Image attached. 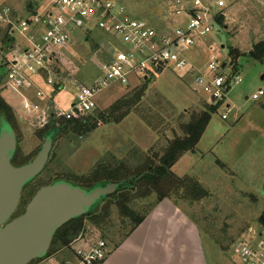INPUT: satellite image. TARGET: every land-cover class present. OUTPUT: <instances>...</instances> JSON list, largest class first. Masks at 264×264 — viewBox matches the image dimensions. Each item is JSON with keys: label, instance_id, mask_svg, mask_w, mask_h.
Returning <instances> with one entry per match:
<instances>
[{"label": "rangeland", "instance_id": "obj_1", "mask_svg": "<svg viewBox=\"0 0 264 264\" xmlns=\"http://www.w3.org/2000/svg\"><path fill=\"white\" fill-rule=\"evenodd\" d=\"M174 1L123 0V4L130 15L156 25L165 19L166 11L172 10ZM200 1L210 4L212 0ZM228 1L221 9L224 27L214 24L211 34L201 38L197 46L187 49V58L197 68L206 66L212 57L228 64L227 49L239 48L242 55L237 63L241 81L228 93L230 112L227 118H221L226 111V105H221L211 115L195 151L187 152V163L178 162L172 170L180 177L196 179L206 194L198 200L189 196L183 199L181 188L161 201L155 193L137 198L131 207L145 216V221L134 230L128 219L124 224L120 222L118 210L112 205L111 224L102 230L93 220L84 221L85 229L71 241L70 249L82 246L79 237L90 242L103 236L108 254L99 264H240L234 252L240 243L264 241L261 222L262 217L264 219V197L261 195L264 187V94L256 100L251 98L259 88L264 89V80H261L264 62L248 55L252 45L264 37V0ZM29 4L32 11H40L46 0H0V9L9 7L12 12L8 18L0 20V97L13 109L12 128L17 137L18 161L35 155L42 143L35 132L47 124L42 125L35 114L20 111V94L2 89L9 61L20 51L24 38L13 23L18 17H31L26 10ZM172 18L177 24L180 16ZM83 34L77 32L79 39L58 51L50 74L43 72L35 76V87L24 89L27 95L24 90L21 93L32 97L35 89H40L47 96L43 102L45 107L48 104L53 111L69 110L79 86L91 84L97 78L98 67L111 50L103 34ZM230 69L227 66L225 71L230 72ZM48 77L54 81L52 85L46 83ZM189 77L166 70L151 75L146 83L134 76V82L130 80L128 84H109L96 96V108L75 120L80 122L86 116H97L98 111L108 109L117 99L143 84L147 87L146 100H150L152 106L160 101L179 114L188 113L210 102ZM61 86L63 89H57ZM86 131L56 137L46 167L33 185L51 183L56 177L84 175L105 153L122 158L130 147L147 150L163 140L134 112L118 123H99L95 129ZM70 255V250L59 248L32 264L62 262Z\"/></svg>", "mask_w": 264, "mask_h": 264}, {"label": "built area", "instance_id": "obj_2", "mask_svg": "<svg viewBox=\"0 0 264 264\" xmlns=\"http://www.w3.org/2000/svg\"><path fill=\"white\" fill-rule=\"evenodd\" d=\"M227 3L228 0H212L210 4L200 0H175L172 10L165 12V19L154 25L127 13L123 0H46L42 10L29 12L30 18L14 20V27L24 38L20 51L9 61L2 89L20 94V111L35 114L44 125L53 114L76 119L91 113L96 108V96L109 84H128L134 76L144 80L156 72L170 70L188 73L194 86L207 95L210 103L226 105V111L221 114V118L226 119L230 112L228 93L241 81L239 72L225 71L229 65L215 57L210 58L205 67L197 68L188 60L187 49L211 34L215 16ZM11 13L9 7L0 9V20ZM174 15L187 20L176 24ZM77 32L103 34L111 50L100 63L97 78L91 84L79 86L69 110L53 111L50 105L44 106L47 96L42 90L35 89L34 95L27 97L24 89L35 87V76L43 72L50 74L58 51L69 44ZM46 83L52 85L54 81L48 77ZM263 94L264 89L259 88L251 98L256 100ZM78 240L82 244L79 249L71 247L70 256L49 264H99L107 256L108 245L103 236L90 242L84 237ZM234 252L240 264H264L263 240L240 243Z\"/></svg>", "mask_w": 264, "mask_h": 264}, {"label": "trees", "instance_id": "obj_3", "mask_svg": "<svg viewBox=\"0 0 264 264\" xmlns=\"http://www.w3.org/2000/svg\"><path fill=\"white\" fill-rule=\"evenodd\" d=\"M223 17L221 11L215 16V24L221 28L224 27V24H222ZM241 55L239 48L229 47L227 49L228 65L232 72L238 71L237 60ZM248 55L260 63L264 62V37L252 45L251 49L248 50ZM223 62L227 63V61ZM149 79H144V83ZM57 89H61V87ZM146 90V84L137 86L117 99L108 109L98 111L97 116H86L80 122L75 119L56 117L53 114L49 117L46 126L35 132V135L42 142L49 134L52 135V140L54 141L61 134L74 133L76 131L82 134L84 130L91 131L99 123H118L127 114L134 112L151 130L163 139L161 143L155 144L147 150L130 147L126 156L122 158L109 152L105 153L84 175L72 178L56 177L54 180L65 179L85 188L125 178H127V182L114 196L102 199L88 214L72 219L60 227L53 237L47 255L59 248H65L69 251L71 241L82 229L84 231L83 223L86 220H93V223L99 229L103 230L106 228L108 224H111L112 205L118 210V215L121 217L120 222L124 224L125 219H128L131 223V228L134 230L145 221V216L140 215L131 207V203L137 198L155 193L158 201H161L164 198H169L172 192L177 193L181 188L183 189L181 194L183 196L180 197L183 199L189 196L191 199L198 200L206 194L203 186L196 179L189 176L180 177L172 171V167L185 153L195 151V147L208 125L211 115L221 105L204 103L200 108L190 110L188 113L182 111L179 114L175 108L168 109L160 101L154 102V106H152L150 100H146ZM166 103L169 104L168 102ZM13 116L12 107L0 97V117H3L13 127ZM167 132H170L171 135L169 136ZM39 149L40 147L37 152ZM17 159L18 155L15 151L12 158L14 165H21L30 160L23 159L18 161ZM139 176L141 177L136 179ZM35 179L25 185L21 202L13 217L22 213L28 200L42 186L33 185ZM46 184L49 183L43 185ZM24 195L25 200H23ZM20 205H22L21 210H19ZM261 222L264 224L263 217ZM42 259H34L29 264Z\"/></svg>", "mask_w": 264, "mask_h": 264}, {"label": "water", "instance_id": "obj_4", "mask_svg": "<svg viewBox=\"0 0 264 264\" xmlns=\"http://www.w3.org/2000/svg\"><path fill=\"white\" fill-rule=\"evenodd\" d=\"M26 10L32 12L30 4ZM261 80H264V74ZM52 142V135H47L32 159L14 165L12 158L17 147L16 133L0 117V264H29L34 259L44 258L60 227L88 214L102 199L114 196L127 182L125 178L85 188L65 179H57L40 186L22 213L13 217L25 185L38 177L46 167ZM261 195L264 197V187Z\"/></svg>", "mask_w": 264, "mask_h": 264}, {"label": "crops", "instance_id": "obj_5", "mask_svg": "<svg viewBox=\"0 0 264 264\" xmlns=\"http://www.w3.org/2000/svg\"><path fill=\"white\" fill-rule=\"evenodd\" d=\"M185 21H186V20H185V17H180V18H179V22H177V23L183 24ZM78 39H79V38H77V37H76V34H75L73 40H74V41H77ZM226 64H227V63H226ZM204 66H205V65H204ZM204 66H203V67H204ZM162 72H164V71H162ZM177 74H179V73H177ZM184 74H186V73H182V75H184ZM189 76L191 77V75H189V74L187 73V77H189ZM190 77H189V78H190ZM191 79H192V77H191ZM137 80H138V79H137ZM137 80H136V81H137ZM131 81L134 82L133 79H131ZM61 89H62V88H61ZM28 93H29V92H28ZM227 102H228V98H227ZM209 103H210V102H209ZM193 152H194V151H193ZM193 152H192V153H193ZM192 153H188V155H189V154L191 155ZM185 155H186V157H185V159H183ZM182 157H183V158H182ZM182 157H181V158L175 163V165L172 167V170L176 167V165H178V162L180 163L181 161H183V164H184V163H187V153H185ZM181 159H182V160H181ZM173 172H174V171H173ZM177 175H178V174H177ZM181 176H182V175H181Z\"/></svg>", "mask_w": 264, "mask_h": 264}]
</instances>
